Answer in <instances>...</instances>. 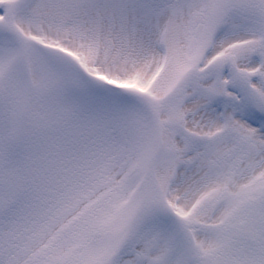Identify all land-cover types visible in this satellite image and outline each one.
I'll return each instance as SVG.
<instances>
[{
    "label": "snow or ice",
    "instance_id": "snow-or-ice-1",
    "mask_svg": "<svg viewBox=\"0 0 264 264\" xmlns=\"http://www.w3.org/2000/svg\"><path fill=\"white\" fill-rule=\"evenodd\" d=\"M0 264H264V0H0Z\"/></svg>",
    "mask_w": 264,
    "mask_h": 264
}]
</instances>
